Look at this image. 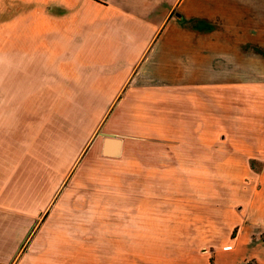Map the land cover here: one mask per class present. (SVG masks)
I'll return each mask as SVG.
<instances>
[{
  "label": "crops",
  "instance_id": "1",
  "mask_svg": "<svg viewBox=\"0 0 264 264\" xmlns=\"http://www.w3.org/2000/svg\"><path fill=\"white\" fill-rule=\"evenodd\" d=\"M0 34V264L102 263L103 229L83 222L71 248L54 219L83 157L119 156L125 137L205 149L193 166L264 161V0H0ZM253 177L214 264H264V169Z\"/></svg>",
  "mask_w": 264,
  "mask_h": 264
},
{
  "label": "rangeland",
  "instance_id": "2",
  "mask_svg": "<svg viewBox=\"0 0 264 264\" xmlns=\"http://www.w3.org/2000/svg\"><path fill=\"white\" fill-rule=\"evenodd\" d=\"M77 29L75 24L70 32L63 30L67 34L54 31L68 39ZM4 85L2 79V93ZM6 104L13 110V102ZM250 109L246 101V115ZM262 120L257 128L263 130ZM123 145L119 156H85L75 167L77 181L70 182L69 198L62 201L68 213L54 219L71 223V248L77 247L85 222L103 229L97 252L101 264H214L213 252L235 236V211L246 201L245 193L263 187L253 175L264 169V161L252 157L246 165L193 166L191 157H204L205 149L133 137H125ZM226 173L231 176L223 180ZM85 233L86 244L97 242L95 230ZM72 250L71 262L77 257Z\"/></svg>",
  "mask_w": 264,
  "mask_h": 264
},
{
  "label": "water",
  "instance_id": "3",
  "mask_svg": "<svg viewBox=\"0 0 264 264\" xmlns=\"http://www.w3.org/2000/svg\"><path fill=\"white\" fill-rule=\"evenodd\" d=\"M120 144L119 138L106 136L103 140V152L105 154H118Z\"/></svg>",
  "mask_w": 264,
  "mask_h": 264
},
{
  "label": "trees",
  "instance_id": "4",
  "mask_svg": "<svg viewBox=\"0 0 264 264\" xmlns=\"http://www.w3.org/2000/svg\"><path fill=\"white\" fill-rule=\"evenodd\" d=\"M250 262H253V261H251V260H250V261H247L245 264H249ZM255 264H256V263H255Z\"/></svg>",
  "mask_w": 264,
  "mask_h": 264
}]
</instances>
